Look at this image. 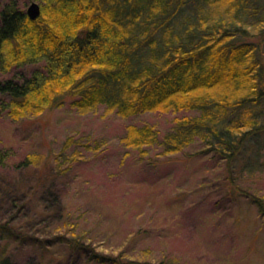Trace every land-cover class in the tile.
Here are the masks:
<instances>
[{
    "label": "trees",
    "instance_id": "obj_1",
    "mask_svg": "<svg viewBox=\"0 0 264 264\" xmlns=\"http://www.w3.org/2000/svg\"><path fill=\"white\" fill-rule=\"evenodd\" d=\"M34 1L40 3L35 19L16 0L0 10V69L12 72L0 81L8 99L1 111L16 120L69 99L80 113L99 105L123 118L171 112L174 125L162 136L153 124H128L121 140L141 158L147 146L159 145L168 155L200 141L201 151L223 162L227 179L264 216V196L235 183L263 168L264 0ZM76 142H63L59 165L78 160L77 153L65 154ZM11 152L0 146L2 169ZM40 160L26 154L15 167H37ZM9 180L0 178V186H8L0 188V238L25 239L30 236L11 225L7 212L17 216L24 207ZM70 239L72 247L87 250L77 236ZM90 257L105 264H179L95 248ZM0 264L16 263L0 256Z\"/></svg>",
    "mask_w": 264,
    "mask_h": 264
},
{
    "label": "rangeland",
    "instance_id": "obj_2",
    "mask_svg": "<svg viewBox=\"0 0 264 264\" xmlns=\"http://www.w3.org/2000/svg\"><path fill=\"white\" fill-rule=\"evenodd\" d=\"M8 1L0 0V10ZM16 1L27 10L34 0ZM11 75L0 69V81ZM3 100L0 94V146L12 152L0 178L7 176L24 197L18 217L7 212L11 225L30 237L0 238V256L16 264H105L91 259L95 248L135 260L264 264V216L227 179L223 162L201 151L200 141L168 155L159 145L147 146L141 158L121 140L128 124H153L162 136L175 114L123 118L103 105L80 113L66 99L15 120L1 111ZM67 137L77 142L65 154L79 158L59 165L57 152ZM30 153L39 154L37 167L17 169ZM262 161L260 172L235 183L264 196V152ZM75 236L87 250L72 247Z\"/></svg>",
    "mask_w": 264,
    "mask_h": 264
},
{
    "label": "water",
    "instance_id": "obj_3",
    "mask_svg": "<svg viewBox=\"0 0 264 264\" xmlns=\"http://www.w3.org/2000/svg\"><path fill=\"white\" fill-rule=\"evenodd\" d=\"M26 12L31 19H35L40 14L39 4L35 1L31 2Z\"/></svg>",
    "mask_w": 264,
    "mask_h": 264
}]
</instances>
